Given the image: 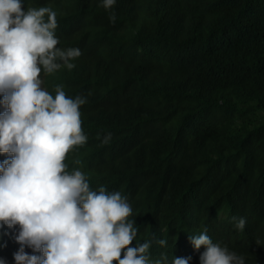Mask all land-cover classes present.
Listing matches in <instances>:
<instances>
[{
  "label": "trees",
  "instance_id": "1",
  "mask_svg": "<svg viewBox=\"0 0 264 264\" xmlns=\"http://www.w3.org/2000/svg\"><path fill=\"white\" fill-rule=\"evenodd\" d=\"M45 1L65 13L58 47L82 52L57 76L96 96L70 167L126 196L156 253L186 251L206 228L263 264L264 0ZM239 202L256 218L243 230L220 217Z\"/></svg>",
  "mask_w": 264,
  "mask_h": 264
},
{
  "label": "clouds",
  "instance_id": "2",
  "mask_svg": "<svg viewBox=\"0 0 264 264\" xmlns=\"http://www.w3.org/2000/svg\"><path fill=\"white\" fill-rule=\"evenodd\" d=\"M64 29V10L53 2L0 0V264H245L206 228L187 238L186 251L156 253L153 237L129 219L127 197L70 167L69 153L87 143L96 96L57 76L82 55L58 47ZM249 207L239 202L220 217L243 230L256 219Z\"/></svg>",
  "mask_w": 264,
  "mask_h": 264
},
{
  "label": "bare ground",
  "instance_id": "3",
  "mask_svg": "<svg viewBox=\"0 0 264 264\" xmlns=\"http://www.w3.org/2000/svg\"><path fill=\"white\" fill-rule=\"evenodd\" d=\"M203 125H204V124H202V125H200V126H203ZM200 126H198V127H200ZM200 128H201V127H200ZM203 128H204V127H203ZM203 128L201 129L202 131L200 130V131L202 132V134L205 132ZM196 129H198V128H196ZM198 131H199V130H197V132H198ZM197 132H196V133H197ZM206 132H207V131H206ZM206 132H205V135H207ZM193 133H195V132H193ZM194 135H195V134H194ZM199 135H200V134H199ZM202 137H203V136H202ZM203 139H204V138H203ZM203 139H202V140H203ZM205 139H206V138H205ZM205 139H204V140H205ZM199 142H201V141L199 140ZM203 143H204V142H203ZM198 145H199V143H198ZM200 146H201V145H200ZM197 150H198V149H197ZM198 151H199V150H198ZM196 156H197V155H196ZM194 158H195V157H194ZM193 161H194V160H193ZM193 163H194V162H193ZM193 163H192V164H193ZM191 168H192V165H191ZM194 169H195V168H194ZM192 170H193V168H192ZM187 173H188V172H187ZM186 176H187V175H186ZM186 178H187V177H185V179H186ZM185 181H186V180H185ZM186 182H187V181H186ZM187 186H189V184H188ZM187 186H186V187H187Z\"/></svg>",
  "mask_w": 264,
  "mask_h": 264
}]
</instances>
